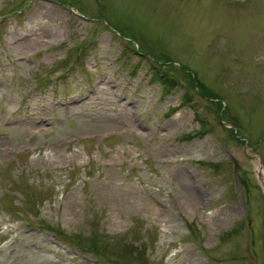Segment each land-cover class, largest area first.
<instances>
[{
    "label": "rangeland",
    "instance_id": "rangeland-1",
    "mask_svg": "<svg viewBox=\"0 0 264 264\" xmlns=\"http://www.w3.org/2000/svg\"><path fill=\"white\" fill-rule=\"evenodd\" d=\"M253 156L264 0H0V264H264Z\"/></svg>",
    "mask_w": 264,
    "mask_h": 264
},
{
    "label": "trees",
    "instance_id": "trees-1",
    "mask_svg": "<svg viewBox=\"0 0 264 264\" xmlns=\"http://www.w3.org/2000/svg\"><path fill=\"white\" fill-rule=\"evenodd\" d=\"M170 62L171 61H167V62H164V63L169 64ZM178 68L182 69L181 67H178ZM166 75H167L166 71L162 69L161 71H159L158 75L155 77V79H156L155 81L160 85V88L163 89L164 91H165V89L166 90H170L173 87V84H174L173 81H171V79L169 81V78H167L168 75L167 76ZM187 75L190 77V80H191L190 85L194 89L199 88L201 90V95H203L205 97L206 96H209V97L212 96V94L208 93V91H207L208 89L204 90L202 83L197 82L194 76H192L189 73H187ZM171 84H172V86H171ZM212 97L216 98V96H212ZM216 104L218 106L217 110L219 111L220 107H221V104L219 102H216ZM97 248H98V245L96 244L95 240L91 239L90 240V244L86 248H83V249H86V250H88V251H90L92 253H95L96 255H101L102 256V250L100 251ZM138 251H139V247L135 246L134 247V252L132 254L136 255L138 253Z\"/></svg>",
    "mask_w": 264,
    "mask_h": 264
}]
</instances>
